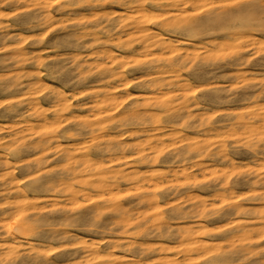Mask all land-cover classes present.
Returning <instances> with one entry per match:
<instances>
[{
	"label": "rangeland",
	"instance_id": "obj_1",
	"mask_svg": "<svg viewBox=\"0 0 264 264\" xmlns=\"http://www.w3.org/2000/svg\"><path fill=\"white\" fill-rule=\"evenodd\" d=\"M0 13V264H264V0Z\"/></svg>",
	"mask_w": 264,
	"mask_h": 264
},
{
	"label": "bare ground",
	"instance_id": "obj_2",
	"mask_svg": "<svg viewBox=\"0 0 264 264\" xmlns=\"http://www.w3.org/2000/svg\"><path fill=\"white\" fill-rule=\"evenodd\" d=\"M3 1H5V0H3ZM177 1H179V0H177ZM1 2H2V1H1ZM183 3H184V2H183ZM1 4H2V3H1ZM47 4H48V3H47ZM168 4H170V3H168ZM165 5H166V4H165ZM183 5H184V4H183ZM166 6H167V5H166ZM181 6H182V3H181ZM171 7H172V6H171ZM24 9H25V8H24ZM162 12H163V11H162ZM178 12H179V11H178ZM0 14H1V13H0ZM46 14H47V13H46ZM47 15H48V14H47ZM222 15H223V14H222ZM258 16H259V15H258ZM211 18H213V17H211ZM202 26H203V25H202ZM194 29H195V28H194ZM155 41H156V40H155ZM181 42H182V41H181ZM168 45H169V44H168ZM164 46H165V45H164ZM166 47H167V46H166ZM111 61H112V60H111ZM126 84H127V83H126ZM126 84H125V85H126ZM121 85H122V84H121ZM125 85H124V86H125ZM122 87H123V86H122ZM114 89H116V88H114ZM112 91H113V90H112ZM161 97H162V96H161ZM96 99H97V98H96ZM117 101H118V100H117ZM100 105H101V104H100ZM116 106H117V105H116ZM96 107H97V106H96ZM113 108H114V107H113ZM113 108H112V109H113ZM33 110H34V109H33ZM37 112H38V111H37ZM261 118H262V117H261ZM263 119H264V118H263ZM41 127H42V125H41ZM263 129H264V128H263ZM30 132H31V131H30ZM32 134H33V133H32ZM34 136H35V135H34ZM24 139H25V138H24ZM90 142H91V141H90ZM90 142H89V143H90ZM15 144H16V143H15ZM45 152H46V151H45ZM83 165H84V164H83ZM89 166H90V165H89ZM139 178H140V177H139ZM258 181H259V180H258ZM159 186H160V185H159ZM9 202H10V201H9ZM155 202H157V201H155ZM147 203H148V202H147ZM157 203H158V202H157ZM13 205H14V204H13ZM154 205H156V204L154 203ZM145 206H146V205H145ZM149 206H150V205H149ZM208 207H209V206H208ZM151 208H153V207L151 206ZM30 210H31V209H30ZM14 215H15V214H14ZM15 218H16V217H15ZM25 220H26V219H25ZM25 220H24V221H25ZM256 220H257V219H256ZM2 221H3V220H2ZM12 221H13V220H12ZM10 222H11V221H10ZM10 222H9V223H10ZM25 222H26V221H25ZM11 223H14V221L11 222ZM26 224H27V223H26ZM16 225H17V224H16ZM16 227H17V226H16ZM241 227H242V226H241ZM243 227H244V226H243ZM14 228H15V227H14ZM14 228H12V230H13ZM15 229H16V228H15ZM15 229H14V230H15ZM18 229H19V228H18ZM176 230H177V229H176ZM176 230H175V231H176ZM240 230H241V229H240ZM7 231H8V230H7ZM10 231H11V230H10ZM20 232H21V231H20ZM20 232H19V233H20ZM7 233H10V232H7ZM15 233H18V231H17V232L15 231ZM15 233L12 234V235L14 236ZM176 235H178V234L176 233ZM9 236H11V235H9ZM183 236H184V235H183ZM196 236H197V235H196ZM179 237H180V235H179ZM179 237H177V238L179 239ZM18 239H19V238H18ZM235 239H236V238H235ZM19 240H20V239H19ZM231 240H232V239H231ZM239 240H241V239H239ZM5 244H6V243H5ZM11 244H13V243H11ZM180 244H182V243H180ZM14 245H15V244H14ZM19 245H20V244H19ZM19 245H18V246H19ZM16 248H17V247H16ZM8 250H9V249H8ZM13 250H14V249H13ZM13 250H12V251H13ZM14 253H15V252H14ZM94 256H95V254H94ZM99 256H101V255H99ZM95 257H97V255H96ZM155 258H156V257H155ZM93 259H95V258H93ZM90 260H91V259H90ZM115 264H116V263H115ZM118 264H120V263H118Z\"/></svg>",
	"mask_w": 264,
	"mask_h": 264
}]
</instances>
